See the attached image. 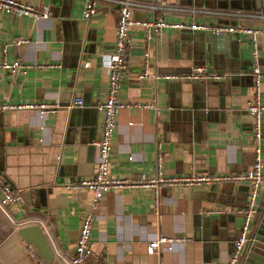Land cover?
I'll list each match as a JSON object with an SVG mask.
<instances>
[{
	"label": "crops",
	"instance_id": "crops-1",
	"mask_svg": "<svg viewBox=\"0 0 264 264\" xmlns=\"http://www.w3.org/2000/svg\"><path fill=\"white\" fill-rule=\"evenodd\" d=\"M19 1L46 10L47 18L0 13V48L6 46V61L58 68H30L24 75L12 76L0 71V105L55 103L59 109L41 119L29 111H0V176L26 204L25 211L22 205L0 211V262L62 264L59 258L72 252L80 219L88 212L90 194L63 187L94 172L93 144L102 122L97 106L106 95L103 55L112 49L116 6L102 1L98 14L84 21L83 0ZM169 7L160 14L166 22L242 25L264 32V0H171ZM193 10L245 16L194 14ZM157 15L145 8L132 13L139 21ZM260 36L258 103L264 107V36ZM20 40L25 43L15 45ZM249 45L244 35L214 37L164 29L148 44L151 73L182 74L202 66L226 77L209 83L138 80L142 32L130 31L118 99L126 104H154V108L124 107L118 112L110 175L147 180L158 175L214 176L248 170L251 119L244 108L253 98ZM77 100L82 101L81 107L72 106ZM260 145L263 183L256 208L264 198V112ZM157 155L161 156L158 166ZM247 195V184L240 182L160 187L155 212L148 189L109 192L93 212L91 241L100 257L97 264H225L242 222L237 212L245 208ZM30 208L36 209L29 212ZM157 235L188 241L148 256L145 246ZM26 247L34 258L27 255Z\"/></svg>",
	"mask_w": 264,
	"mask_h": 264
},
{
	"label": "built area",
	"instance_id": "built-area-1",
	"mask_svg": "<svg viewBox=\"0 0 264 264\" xmlns=\"http://www.w3.org/2000/svg\"><path fill=\"white\" fill-rule=\"evenodd\" d=\"M102 1H107L116 6L117 20L114 30V40L112 49L109 53L103 55L105 60L104 68L106 70V95L98 106L97 110L102 114V122L98 133V138L93 144L95 150V166L91 177L74 181L66 184L63 188L71 192H87L90 194L88 212L80 219L76 239L72 252L67 256L59 258L62 264H97L100 257L93 251V242L91 241V230L94 222L93 212L97 210L102 197L109 192H119L126 189L144 188L152 193V208L157 212L159 205L158 190L160 187L179 188V187H205L211 184L240 182L246 183L248 188L247 203L243 210L237 212L242 217L241 226L235 241L233 242L232 251L230 252L225 264H238L240 252L245 243L251 242L249 236V225L256 209V196L259 188L263 183V158L261 139V116L264 107L258 103V94L260 90V78L262 74L258 67L257 51L254 44L256 35L264 36V32L259 29H253L242 25H206L201 23H183V22H166L161 19L160 14L170 11L171 0H155L153 4H140L132 0H83L81 19L87 21L98 14V5ZM145 8L151 13L158 12V15L149 21L134 20L132 17L133 10ZM194 14H214L232 17H244L245 15L234 14L230 12H207L204 10H193ZM0 13L13 18H31L38 20L47 18L46 10L38 11L29 2L19 0H0ZM164 29L185 32H203L214 37L225 35H244L248 38L250 46V58L252 67L250 75L252 77L253 98L246 102L244 111L251 119V137H252V164L248 170L238 174L214 175V176H175L144 179L116 178L109 173V158L112 152V135L115 129V118L118 112L124 107H131L137 110L154 108V104H126L118 99L121 79L126 70V46L128 34L132 30L142 32V55H141V72L137 76L138 80L151 78L153 80H163L167 82H188V83H209L217 82L226 77L209 72L205 67H191L186 73L182 74H165L157 75L149 71V51L148 44L153 36H156ZM25 41H17L15 45H20ZM6 46L0 48V71L8 75H24L30 68L47 69L58 68V66L24 64L19 61L8 62L5 59ZM86 64L83 67L86 68ZM82 101L73 102L72 106L81 107ZM59 109L55 103L39 102H17L2 103L1 112L8 111H29L33 112L38 119L47 114H54ZM40 142V141H39ZM160 155H157V166L160 161ZM58 158V157H57ZM56 158V159H57ZM130 159H128L129 161ZM17 196L13 194L10 186L0 176V211L4 212L7 207L16 208ZM216 214L222 211H216ZM186 238H167L157 235L154 240L148 242L145 246V254L148 256L156 255L160 248L167 252L172 250L175 244H184ZM26 253L31 258L34 254L29 247L25 248Z\"/></svg>",
	"mask_w": 264,
	"mask_h": 264
},
{
	"label": "water",
	"instance_id": "water-1",
	"mask_svg": "<svg viewBox=\"0 0 264 264\" xmlns=\"http://www.w3.org/2000/svg\"><path fill=\"white\" fill-rule=\"evenodd\" d=\"M261 38L260 35L254 37L256 49L260 46ZM63 106L65 107L66 104ZM23 202H25L23 198L17 200V204L20 206L22 205V210L25 211L26 204ZM35 209L36 208H34V210L30 208L28 211H35ZM22 233L23 232H21L20 235H22ZM249 236L252 238V241L244 244L240 252L238 264H264V198L255 209V213L252 216L249 225ZM32 245L36 246L38 244L34 243Z\"/></svg>",
	"mask_w": 264,
	"mask_h": 264
},
{
	"label": "trees",
	"instance_id": "trees-1",
	"mask_svg": "<svg viewBox=\"0 0 264 264\" xmlns=\"http://www.w3.org/2000/svg\"><path fill=\"white\" fill-rule=\"evenodd\" d=\"M23 259V258H22Z\"/></svg>",
	"mask_w": 264,
	"mask_h": 264
}]
</instances>
